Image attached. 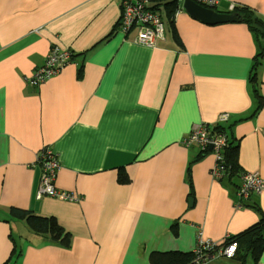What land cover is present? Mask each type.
Segmentation results:
<instances>
[{"label":"crops","instance_id":"crops-1","mask_svg":"<svg viewBox=\"0 0 264 264\" xmlns=\"http://www.w3.org/2000/svg\"><path fill=\"white\" fill-rule=\"evenodd\" d=\"M163 3L155 9L165 39L147 48L120 33L121 0H0V264H164L154 255L192 256L199 230L223 244L264 218V192L236 207L233 183L211 177L212 153L189 166V184L201 149L182 144L193 125L228 114L221 125L240 168L264 182V58L255 93L252 32L240 21L206 25L183 4ZM168 4L177 5L179 44ZM231 5L264 19V0H223L215 12L231 14ZM57 45L72 62L29 86ZM43 148L59 159L57 189L78 202L38 198ZM121 168L127 185L117 181ZM11 209L56 218L70 249L33 234ZM254 246L203 264H264V241Z\"/></svg>","mask_w":264,"mask_h":264},{"label":"built area","instance_id":"built-area-1","mask_svg":"<svg viewBox=\"0 0 264 264\" xmlns=\"http://www.w3.org/2000/svg\"><path fill=\"white\" fill-rule=\"evenodd\" d=\"M166 1L168 0H123V16L120 31L124 35H128L134 30L133 28H136L135 43L147 48H154L159 40L165 39V26L155 9V5ZM175 1L183 4L184 0ZM190 1L207 9H215L223 0ZM72 60L73 53L69 48L59 45L53 46L45 57L43 69L32 75L30 82H28L29 85L31 87H38L57 75ZM228 120V114H221L214 124H195L190 130L192 139L190 141L185 139L182 143L184 146L195 144L202 149L204 148V150L212 149L215 152V165L211 169V175L215 180H222L225 177V171L221 170L220 163L223 159V151L228 148L226 135L218 130L217 127ZM37 164L42 169L40 189L38 190L39 199L52 197L64 201L78 202L80 200V197L70 192L57 189L55 181L57 173L60 170V163L53 152L47 148H43L38 155ZM239 180L240 185L237 188L236 206L241 208V202L264 192V182L258 173H242ZM224 243L215 244L210 240L204 239L202 231L199 230L193 253V261L190 264H203L211 260V255L234 258L237 251V243L232 242L228 246H225Z\"/></svg>","mask_w":264,"mask_h":264},{"label":"trees","instance_id":"trees-1","mask_svg":"<svg viewBox=\"0 0 264 264\" xmlns=\"http://www.w3.org/2000/svg\"><path fill=\"white\" fill-rule=\"evenodd\" d=\"M155 8L159 10L165 9V4L158 3L155 5ZM176 8H177L176 4L166 5V11L164 12V17L167 16L166 18L169 21V27L171 29L173 39L175 40V43L179 44L182 42L175 29V23L173 20V16H174V12ZM231 14H235L239 18L240 22L247 25L249 30L252 32L253 39L255 42L254 45L256 47V55L251 65V70L249 72V77H248V83L250 84V86L252 87L255 93H260V87L262 85L261 69H262L263 58H264V19L259 17L254 12L253 9L251 8L246 9V8H243V6L235 5L234 11H232ZM43 67H44V64L37 70H34L32 75L35 74L37 71L43 69ZM82 71H83V67H81V70L79 71V75H80V72L82 73ZM261 107L262 106H260L259 109H261ZM217 129L223 132L228 138V148H226L223 151L222 153L223 159H222V162L220 163L221 170L225 171V177L222 179V181L232 182L233 185L236 188H238L237 181H238V178L240 177L241 172L243 173L242 169L240 168L238 164V146L234 142V140L228 135L226 128L220 125L219 127H217ZM192 146H195L201 149V152L199 153V157H196L194 160L189 162L188 167L193 166L195 163L201 160L204 155L208 153H212L215 157V152L211 150H204V148L202 149L200 146L195 145V144H192L189 147H192ZM211 177L213 180H215L212 175ZM187 180L189 184H191V167H189L188 172H187ZM117 181L121 185H127L130 183L129 175L127 174V171L124 168L119 169ZM10 211L13 214L12 216L15 219L24 221L33 234L49 237L51 240L61 244L64 248L70 249L71 239H72L71 235L67 233L58 224V221L56 218L40 217V216L34 215L33 213L29 211H23V210H18V209H11ZM263 233H264V218L261 217L259 221L255 224V226L253 227L251 226L244 232L234 237H230L229 239L226 240L224 245L228 246L232 242L237 243V251H236L235 257H238L239 255L242 256L244 254V250H243L244 248L252 252L256 251L254 245L255 243L259 244V242L264 241V238L262 236ZM187 256L188 258L184 259L183 254H177V253H169L165 255H154V257H156L159 261H161L164 264H190L191 259L193 261V255L191 256V254H188Z\"/></svg>","mask_w":264,"mask_h":264},{"label":"water","instance_id":"water-1","mask_svg":"<svg viewBox=\"0 0 264 264\" xmlns=\"http://www.w3.org/2000/svg\"><path fill=\"white\" fill-rule=\"evenodd\" d=\"M183 7L191 18L206 25H219L240 21L235 14L217 13L215 10L203 8L190 0H185ZM210 150L212 151V149Z\"/></svg>","mask_w":264,"mask_h":264},{"label":"clouds","instance_id":"clouds-1","mask_svg":"<svg viewBox=\"0 0 264 264\" xmlns=\"http://www.w3.org/2000/svg\"><path fill=\"white\" fill-rule=\"evenodd\" d=\"M185 1V0H184ZM184 1H183V3H184ZM232 6H233V8H232ZM121 7H122V16H123V0H121ZM204 8V7H203ZM217 8V7H216ZM215 8V9H216ZM231 8L234 10V5H231ZM207 9V8H206ZM215 9H211V10H215ZM122 16H121V19H120V21H119V23L117 24V27L119 28V30L121 29L120 28V26H121V21H122ZM160 16V15H159ZM161 17V16H160ZM161 19H162V17H161ZM163 21V20H162ZM164 23V22H163ZM134 30L133 31H131L128 35H130V34H132V33H135V38H136V31H135V29L136 28H133ZM120 33H122L121 31H120ZM123 34V33H122ZM124 35V34H123ZM128 35H124L125 37H127ZM65 69V68H64ZM63 69V70H64ZM62 70V71H63ZM62 71H60L58 74H60ZM57 74V75H58ZM56 76V75H55ZM31 77H32V75H31ZM31 77L29 78V80H28V82H30V79H31ZM54 77V76H53ZM52 77V78H53ZM27 82V83H28ZM47 82V81H46ZM45 83V82H44ZM44 83H42V84H44ZM28 85H29V83H28ZM30 86V85H29ZM40 86V85H39ZM33 88H36V87H33ZM221 125V124H220ZM227 142H228V138H227ZM60 163V162H59ZM61 167V166H60ZM243 173H249V172H243ZM241 174H242V172H241ZM240 174V175H241ZM239 179H240V177H239ZM240 185V180H239V184H238V186ZM237 193V192H236ZM237 207V206H236Z\"/></svg>","mask_w":264,"mask_h":264},{"label":"rangeland","instance_id":"rangeland-1","mask_svg":"<svg viewBox=\"0 0 264 264\" xmlns=\"http://www.w3.org/2000/svg\"><path fill=\"white\" fill-rule=\"evenodd\" d=\"M218 11V10H217ZM218 13V12H217ZM166 35H167V33H166ZM223 114H225V113H223ZM39 189H40V185H39ZM59 191V190H58ZM237 192V191H236ZM236 195H237V193H236Z\"/></svg>","mask_w":264,"mask_h":264}]
</instances>
